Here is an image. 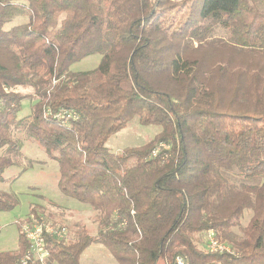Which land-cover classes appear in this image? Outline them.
<instances>
[{
	"label": "trees",
	"instance_id": "obj_1",
	"mask_svg": "<svg viewBox=\"0 0 264 264\" xmlns=\"http://www.w3.org/2000/svg\"><path fill=\"white\" fill-rule=\"evenodd\" d=\"M263 2L0 0V183L23 129L57 163L59 191L98 212L96 235L46 236L40 262L21 232L43 217L33 206L0 264H80L93 243L118 264H264ZM91 55L96 67L70 70ZM134 120L160 131L110 151ZM17 204L0 190V212ZM210 231L227 249L199 246Z\"/></svg>",
	"mask_w": 264,
	"mask_h": 264
},
{
	"label": "rangeland",
	"instance_id": "obj_2",
	"mask_svg": "<svg viewBox=\"0 0 264 264\" xmlns=\"http://www.w3.org/2000/svg\"><path fill=\"white\" fill-rule=\"evenodd\" d=\"M259 8L264 9V2L259 5ZM26 22V15H19L5 28ZM99 60V55H91L73 64L70 70L78 72L92 69L97 66ZM15 91L21 94L33 92L30 87L20 86L16 87ZM35 101L33 97L24 99L21 102L22 109L18 117L23 118L29 115L30 107ZM159 131V127H141L137 120H134L125 129L112 135L106 145L110 151L118 153L126 147H137L151 141ZM15 137L21 142L23 158L19 167H10L5 172L6 181L0 183V190L14 193L18 198V204L10 211L0 212V252L16 249L18 241L16 221L29 216L33 206L42 213L41 220L65 229L66 235L63 239H73L77 231L82 228H85L90 235H96L98 212L90 205L67 197L59 191L57 163L49 159L39 146L29 140L23 129H18ZM248 217L249 213H246L242 224L247 222ZM200 241L199 246L210 248L207 235H203ZM80 264L118 263L103 245L93 243L82 252Z\"/></svg>",
	"mask_w": 264,
	"mask_h": 264
},
{
	"label": "built area",
	"instance_id": "obj_3",
	"mask_svg": "<svg viewBox=\"0 0 264 264\" xmlns=\"http://www.w3.org/2000/svg\"><path fill=\"white\" fill-rule=\"evenodd\" d=\"M21 232L29 243V255L26 259L33 258L40 262L48 257V250L46 248L45 237L55 236L62 239L65 237L66 232L64 228L55 227L51 222L43 220L34 222H24L21 225ZM210 249L223 250L227 249L225 246L218 245L213 239V233L209 232ZM26 259H23L19 264H26ZM178 264H185L181 258H177Z\"/></svg>",
	"mask_w": 264,
	"mask_h": 264
}]
</instances>
